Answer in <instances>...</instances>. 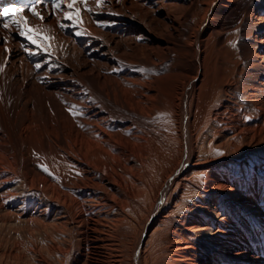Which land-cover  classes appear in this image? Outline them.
<instances>
[{
	"label": "bare ground",
	"instance_id": "obj_1",
	"mask_svg": "<svg viewBox=\"0 0 264 264\" xmlns=\"http://www.w3.org/2000/svg\"><path fill=\"white\" fill-rule=\"evenodd\" d=\"M68 2L0 0V264H264V0Z\"/></svg>",
	"mask_w": 264,
	"mask_h": 264
},
{
	"label": "snow or ice",
	"instance_id": "obj_2",
	"mask_svg": "<svg viewBox=\"0 0 264 264\" xmlns=\"http://www.w3.org/2000/svg\"><path fill=\"white\" fill-rule=\"evenodd\" d=\"M50 2L55 7H59L58 0H50ZM75 2H76V0H70V2L67 3V7L69 9H71L73 7V4ZM97 3L99 4L100 3V0H97ZM24 10H25L24 8L3 7L2 12H0V17L7 18L10 13H13V12H17V13L18 12H23ZM28 10L29 11H32L36 15H39L38 13L35 12V0H34L33 5ZM78 11L79 10H77V13H78ZM65 17L68 18V19H72L73 18L72 15L70 13H68V12L65 13ZM12 23L16 24L17 27H19L21 21L20 20H14V21H12ZM2 26H3V28L8 29L9 28V23H3ZM19 34L21 36H26L27 39L31 42V44H33V45H36L37 44V40L34 39L32 35H29L28 34L27 28L25 29V31H21ZM75 35L80 36V35H82V33L81 32H76ZM22 47H24V50L28 52V55L29 56L36 55L37 54V53H34V52L30 51L27 46H23L22 45ZM43 51L47 52L48 51V48H44ZM35 68L36 69H41L42 68V64L36 63L35 64ZM73 107H75V106H73ZM44 170L47 171V168L45 167Z\"/></svg>",
	"mask_w": 264,
	"mask_h": 264
},
{
	"label": "rangeland",
	"instance_id": "obj_3",
	"mask_svg": "<svg viewBox=\"0 0 264 264\" xmlns=\"http://www.w3.org/2000/svg\"><path fill=\"white\" fill-rule=\"evenodd\" d=\"M236 10H233L229 15L231 16V15H233V13L235 12Z\"/></svg>",
	"mask_w": 264,
	"mask_h": 264
}]
</instances>
